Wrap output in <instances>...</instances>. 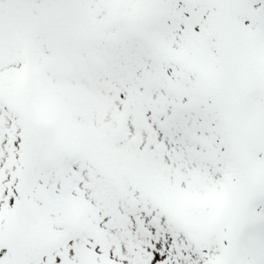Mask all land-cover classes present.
Returning <instances> with one entry per match:
<instances>
[{
	"label": "snow or ice",
	"instance_id": "obj_1",
	"mask_svg": "<svg viewBox=\"0 0 264 264\" xmlns=\"http://www.w3.org/2000/svg\"><path fill=\"white\" fill-rule=\"evenodd\" d=\"M0 264H264V0H0Z\"/></svg>",
	"mask_w": 264,
	"mask_h": 264
}]
</instances>
